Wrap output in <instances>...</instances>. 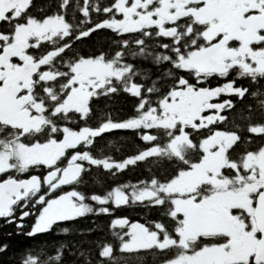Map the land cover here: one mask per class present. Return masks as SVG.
I'll list each match as a JSON object with an SVG mask.
<instances>
[{
  "label": "flooded vegetation",
  "instance_id": "flooded-vegetation-1",
  "mask_svg": "<svg viewBox=\"0 0 264 264\" xmlns=\"http://www.w3.org/2000/svg\"><path fill=\"white\" fill-rule=\"evenodd\" d=\"M151 1L115 0L114 4L123 2L120 8L121 13L117 14L115 19L92 22L89 12L91 10L97 12L101 0H59L51 7V9L56 8L45 15L41 10L42 0H0V10H6L4 18L0 21V36L2 37L0 54L12 44H21L23 48L21 53L14 54L4 64L0 62V86L5 83L14 85L16 99H22L30 93L33 101L25 108L31 112V116H39L46 123L48 112L44 107L42 97L48 92L46 83L58 78L57 74L52 73L47 66L66 49L102 29L123 35L125 32H143L142 30L146 33L147 30L150 32V29L154 28L157 36L166 40L174 36L175 29L171 26L173 18L166 20L161 17L159 11L153 13L147 10ZM68 5H71L72 10L77 8L78 17H75L77 20L74 16L71 18L66 16L65 11ZM205 5L216 7L218 13L226 10V5L231 8L239 5L240 9H246V25L240 30L241 37L226 39L223 33L211 32L210 23L202 22L195 16L197 9ZM171 9L172 5L170 13ZM130 10H133V13L130 14ZM263 13L264 0H194V63L188 68L182 66L186 70H194V84L182 83L177 89L183 98L181 102L183 107L194 114V125L185 126L183 130L189 140L188 144L182 147H193L194 144V162L181 172H189L194 168V190L190 195L178 197L167 192L168 185L174 181L173 179L158 186H155V182L152 181L150 188L146 189L152 191V197L141 199L140 195L143 191L132 198V201L138 203L147 201L146 207H138L137 203L133 206L134 216L138 217L144 213L145 209L161 207L167 210L169 217L174 221L172 229L165 223L143 224L126 217L118 223L127 232L134 226L139 227L140 237L135 240L132 236L130 240L128 236L122 247L156 253L154 264H170L175 261L178 264H264V213L257 212L259 199L262 200L264 194V159H260L264 156V126L237 127L232 114V110L246 93V88H244L246 83L244 81L242 83L241 80L248 78L253 82L260 81L264 77V63L258 67L257 60L259 59L255 56V54L264 55V30H258L253 37H250V26L247 22L250 16ZM171 15L173 16L172 13ZM81 16L83 20L79 18ZM49 21H56L59 29L52 28L50 32H40L39 35L35 32L27 37L26 28L28 26H38V24L42 25ZM103 23L104 25L100 26ZM77 27L81 29L76 30ZM168 31H174V34H167ZM44 44L46 45L45 50L42 48ZM216 44H219L220 49L230 55L224 58L223 73L199 71L196 65L197 55ZM54 50L60 53L32 75L30 90L27 91L25 82L16 76L18 68L22 67L28 59L37 63L47 53ZM91 63L102 64L107 68L97 72L90 66ZM117 65L116 61L105 57L101 59L79 55L70 60L66 70L67 83L64 86L66 96L60 104L54 106L51 114L54 116L69 115L75 112L85 116L93 95L104 89H107L109 93L113 92L116 87L114 81L121 80L125 75L127 69ZM127 90L133 94L139 88L129 86ZM70 93L73 106L64 109L63 106ZM168 98L169 95L159 101L157 108ZM114 128L120 129L123 125L105 126L102 129L109 131ZM82 130L92 132L87 141L98 136L100 131L85 128L77 131L65 129L60 133V141H58V136H54L45 143H41V130L24 133L23 130L12 129L0 124V142L1 139H6V142L0 145L3 150L10 146L7 139L11 132H16L19 137L26 138L38 135V144L31 147L37 149L39 158L33 164L34 170L21 179L31 176L40 179L38 191L26 195L11 208L9 217H2L0 220H8L23 226L26 219L32 215V231L36 232L34 225L38 219L37 231L41 232L56 222L69 219H64L65 215L78 209L72 200L75 197L74 194L80 196L75 188L80 178L66 186H57V183L62 171L71 164H81L83 173L84 162L88 158L85 154H70L68 149H64L62 143L66 133ZM193 130L194 142L191 138ZM155 134L146 132L143 140L154 143L159 140ZM52 135L57 134L52 133ZM145 137L148 139L146 140ZM248 138L257 140L260 138L262 141L251 144L254 146L247 150ZM243 141L244 150L234 152V148ZM142 154L122 163L105 164V167H115L120 171L137 160L147 158L139 159ZM10 171L9 168L0 172V183L14 178L11 177ZM50 173L54 174V178L47 183L46 178ZM116 194H122L125 198L120 202H115ZM70 195L72 200H70ZM109 198L111 202H108L105 197L98 199L104 212L109 211V206L110 208L125 206L131 200L128 195L116 191ZM178 198L186 199L189 203L184 211L177 210L176 199ZM139 208L144 210L141 211ZM186 220H189V224ZM46 225L50 226L45 229ZM185 227L191 228V234L182 239L181 235ZM170 233L176 236L170 238L167 235ZM134 241V246H130ZM161 251L166 253L158 254Z\"/></svg>",
  "mask_w": 264,
  "mask_h": 264
},
{
  "label": "trees",
  "instance_id": "trees-1",
  "mask_svg": "<svg viewBox=\"0 0 264 264\" xmlns=\"http://www.w3.org/2000/svg\"><path fill=\"white\" fill-rule=\"evenodd\" d=\"M58 1L42 0V14L51 13L56 8L51 7ZM161 2L152 0L147 10L157 13ZM114 3L115 0H101L97 12H89L91 21L115 19L117 15L113 12ZM181 6V10L173 14L171 26L174 27L175 34L169 40L157 36L154 28L146 33L142 30L143 32H125L123 35L102 29L66 49L47 66L58 78L46 83L48 92L42 97L48 113L46 123L40 131L41 143L54 136H58L60 141V133L65 129L101 130L108 125H123V128L104 131L68 150L70 154H85L88 158L84 162L85 170L75 186L82 197L80 203L84 208L83 214L56 222L41 232L32 231V215L23 226L0 220V264H113V260L114 264L156 263L154 252L119 250L127 239L128 232L118 223L126 217L143 224L165 223L172 229L174 221L167 210L161 207L145 210L139 208L144 213L134 216L133 206L137 203L138 207H146L147 201L138 203L132 201V198L149 189L152 181L155 186L169 182L194 162V144L193 147L182 148L181 154L174 153L168 147L170 138L177 130H158L159 140L152 143L145 142L143 137L146 132L156 131L143 126L136 127L146 113L158 109L159 101L177 90L182 83L194 84V70H186L180 65L181 58L194 50V0H181ZM65 14L68 18L74 16L75 19L78 17L77 8L72 10L71 5H68ZM79 18L83 20L82 16ZM42 48L45 50L46 45ZM101 53L106 59L116 61L118 67L127 69L121 80L114 81L115 90L109 93L104 89L94 94L85 116L75 112L69 115H52L54 106L60 104L67 93L64 86L67 83L69 61L79 55L97 58ZM241 81L246 83V93L232 110L235 126H264V105L258 103L259 100H264V95H261L264 93V77L260 81L251 82L248 78ZM129 86H136L139 90L132 94L127 90ZM253 92L257 93L255 97ZM191 133L194 142V130ZM7 141L11 145L18 143L26 147L39 142L38 135L26 138L19 137L16 132H11ZM261 141L260 138H248L247 150L254 146L251 144ZM3 142L6 139H1L0 145ZM243 143L244 141L238 144L233 151H243ZM151 145L158 146L160 153L137 160L120 171L115 167H105V164H117L135 158ZM33 170L34 165H31L22 172L12 169L10 174L11 177L21 179ZM115 191L128 195L131 200L125 206H109V211L105 213L98 199L105 197L111 202L109 197ZM113 232L117 235L113 236ZM167 235L170 238L176 236L174 233ZM101 251L105 253L103 258L100 256Z\"/></svg>",
  "mask_w": 264,
  "mask_h": 264
},
{
  "label": "rangeland",
  "instance_id": "rangeland-1",
  "mask_svg": "<svg viewBox=\"0 0 264 264\" xmlns=\"http://www.w3.org/2000/svg\"><path fill=\"white\" fill-rule=\"evenodd\" d=\"M162 1V0H161ZM123 2L119 4L113 5V12L117 15L121 13L120 8L122 7ZM181 0H173L171 13L179 12L181 10ZM226 10L222 12H217L216 7H211L209 5H205L199 9L195 13V16L198 20L209 24V29L214 33H223L226 39L231 38H239L241 37L240 30L243 26L246 25V17L247 10L240 9L239 5H236L234 8L226 5ZM130 16V15H129ZM127 19V18H126ZM52 28L59 29L58 23L56 21H49L42 25L38 24V26L30 25L26 28L27 37L35 32H38V35L41 33L50 32ZM255 56L259 59L257 60L258 67H261L264 63V55L255 54ZM253 57V56H252ZM194 63V50L189 53L188 56L182 57L181 66H185L186 68L190 67ZM95 71L99 72L101 70L106 69L107 67L102 64H90ZM122 72V71H121ZM118 75V74H117ZM180 91L175 90L169 95V98L163 101L158 109H154L146 113L141 121H139V126H143L146 129L155 130L157 133V138H159V129L162 130H177V132L170 138L169 140V148L176 154H180V150L182 147L188 144V137L183 132L185 126H193L194 125V114L191 111L185 109L182 105L183 98L180 95ZM191 96V95H190ZM73 103L71 101V93L66 98L65 104L63 106L64 109L72 108ZM110 126V125H108ZM92 132L89 130L73 132L65 135L63 139L62 146L64 149H72L75 148L78 144L86 142L87 139H90ZM160 153V149L151 145L148 147L147 151H145L142 156L139 157L145 158L149 156H153ZM77 156V155H75ZM39 158L38 151L35 147H26L24 145H20L18 143L7 146L6 150H3V147H0V172L5 169H15L19 172L24 171L26 168L33 165L37 159ZM80 158V157H78ZM84 158V157H83ZM264 159V156H261L260 159ZM259 159V160H260ZM258 157L256 158V161ZM9 161V162H7ZM8 163V164H7ZM168 186L169 189L167 192L172 195L178 197H184L192 194L194 190V168L189 172L178 174ZM163 190V188H162ZM74 199L72 200V196L70 195V200L74 202V204L78 207L74 212H70L68 215H65V218H74L83 213V206L81 205V197L74 194ZM152 197V191L146 190L141 195L140 198ZM124 195L116 194L114 200L115 202H120L124 199ZM185 206H189V203L186 199L178 198L176 199V207L177 210L184 211ZM188 214V213H187ZM190 215V214H188ZM189 217L187 216V219ZM187 221V220H186ZM189 221V220H188ZM187 223L189 224V222ZM50 225L44 226L46 229ZM34 229L38 230V219L34 225ZM132 236H134L135 240L140 237V229L138 226H134L131 229ZM182 233V239L188 237L191 234V228H184ZM135 241L130 245L134 246ZM136 246H138L136 244ZM193 260V259H192ZM176 262V261H175ZM172 262L170 264H178Z\"/></svg>",
  "mask_w": 264,
  "mask_h": 264
},
{
  "label": "water",
  "instance_id": "water-1",
  "mask_svg": "<svg viewBox=\"0 0 264 264\" xmlns=\"http://www.w3.org/2000/svg\"><path fill=\"white\" fill-rule=\"evenodd\" d=\"M173 0H163L160 7V15L166 20H171L173 16L170 13V8ZM6 10H0V21L4 18ZM130 14L133 10L129 11ZM250 26L249 35L253 37L258 30H264V13L252 15L247 19ZM101 24L100 26H103ZM167 34L173 35L174 31H168ZM2 37L0 36V39ZM21 44H12L4 49L0 54V62L4 64L14 54L21 53L23 48ZM60 52L57 50L50 51L37 63L32 59H28L24 65L18 68L16 76L22 79L26 86V90H30L31 77L40 68L46 66L52 58L56 57ZM227 52L220 49V45H212L205 51L199 53L196 57V65L201 72H217L223 73L224 58L229 57ZM5 66V65H2ZM33 101L32 95L28 93L22 99H16V91L14 85L4 84L0 86V124L6 125L12 129L23 130L24 133L29 131H40L45 125V121L39 116H31V112L25 107ZM105 130L99 131V134ZM147 140L148 137H145ZM82 174V165L79 163L71 164L66 167L62 173L57 186H66L76 182ZM54 178V174L50 173L46 182L49 183ZM40 179L36 176H31L25 179L10 178L0 183V218L9 217L11 208L26 195L33 191H38ZM257 212L264 213V194L262 200L259 199ZM25 217V215H24ZM23 217V218H24Z\"/></svg>",
  "mask_w": 264,
  "mask_h": 264
},
{
  "label": "snow or ice",
  "instance_id": "snow-or-ice-1",
  "mask_svg": "<svg viewBox=\"0 0 264 264\" xmlns=\"http://www.w3.org/2000/svg\"><path fill=\"white\" fill-rule=\"evenodd\" d=\"M119 55V53L117 54ZM100 58L102 59L103 58V53L100 54ZM253 97H255L257 95L256 92H253L252 93ZM261 95H264V93H261ZM259 104L261 105H264V100H259L258 101ZM105 213H107V210H105ZM83 214V213H81ZM126 220V218H125ZM113 236H116L117 234L115 232L112 233ZM126 235H128L130 237V240L132 239V232H131V229H129V232L126 233ZM122 239V237H120ZM105 247H108V246H105ZM120 251H124V250H127V251H139L140 249H136V248H128V249H125L123 247H121V249H119ZM100 256L103 258L105 256V253L103 251L100 252ZM56 257H53V259H55ZM114 260H113V264H114Z\"/></svg>",
  "mask_w": 264,
  "mask_h": 264
}]
</instances>
